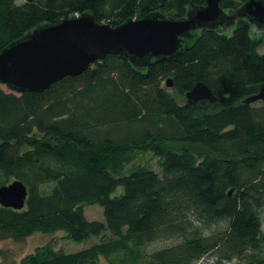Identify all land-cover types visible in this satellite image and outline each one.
I'll use <instances>...</instances> for the list:
<instances>
[{"label":"trees","instance_id":"obj_1","mask_svg":"<svg viewBox=\"0 0 264 264\" xmlns=\"http://www.w3.org/2000/svg\"><path fill=\"white\" fill-rule=\"evenodd\" d=\"M205 1L0 0V50L66 17L118 26L155 12L183 18ZM221 2L233 15L247 0ZM227 26L184 40L173 61L110 54L41 93L0 81V173L29 189L24 209L0 205V237L112 235L74 252L43 245L20 264H195L212 253L220 263L264 264V104L244 102L264 85V31L255 39L244 18ZM200 81L217 101H181ZM145 151L162 171L128 172ZM85 204H100L105 222L89 220Z\"/></svg>","mask_w":264,"mask_h":264},{"label":"water","instance_id":"obj_2","mask_svg":"<svg viewBox=\"0 0 264 264\" xmlns=\"http://www.w3.org/2000/svg\"><path fill=\"white\" fill-rule=\"evenodd\" d=\"M221 1L206 0L204 6L192 9L183 18L155 12L113 26L85 13L42 24L0 50V81L21 93H41L67 76L83 74L110 54L138 65L173 61L184 53V40L205 28L231 26L238 18L264 31V0H247L233 15L225 12ZM166 84L173 88L174 80L169 77ZM201 100L217 101L213 89L203 81L186 93V101L191 105ZM258 101L264 102V85L259 93L244 100L245 103ZM28 193L26 184L13 180L0 186V205L24 209Z\"/></svg>","mask_w":264,"mask_h":264},{"label":"rangeland","instance_id":"obj_3","mask_svg":"<svg viewBox=\"0 0 264 264\" xmlns=\"http://www.w3.org/2000/svg\"><path fill=\"white\" fill-rule=\"evenodd\" d=\"M28 0H18V3H25ZM228 29L224 32H231L234 29V25L227 27ZM252 33L253 37L255 39H258L260 36L259 30L256 26L252 27ZM259 52L264 53V43L260 47ZM181 101H186V96L180 98ZM187 102V101H186ZM257 105H263L264 102L258 101L256 103ZM197 152L205 153L206 149L203 147L196 148ZM130 161L127 164L126 168L128 172L134 170L137 167H149L156 172H161V159L160 157H156L151 152H135L130 157ZM12 178H7L3 176V174L0 173V186L2 183H10L12 182ZM85 214L87 218L91 221L97 220L101 222H105V213L103 210V207L100 204H94V205H84ZM226 226V222L215 224L213 226V229H223ZM66 232L59 231L51 234H44V233H35L33 235H30V237H27L23 240H17L13 237H0V264H20L22 261L21 259L25 256L31 254L32 252L36 251V248L41 247L43 245L47 244H54L55 248L57 250H64L66 252H74V251H80L84 250L85 248L94 245L95 243L101 242L104 238L110 239L112 238V235L107 231L105 233L104 237L100 236H94L89 239L84 240L83 242H76L71 241L68 237H66ZM174 239H168V240H161L160 242H156L153 245H150L148 247V251L152 248H160L161 246H167L171 245V243L175 242ZM103 260H105L103 258ZM195 264H241V262H238L236 260L229 262V261H223L220 263L216 257V255L209 254L205 256L202 260L196 262Z\"/></svg>","mask_w":264,"mask_h":264},{"label":"flooded vegetation","instance_id":"obj_4","mask_svg":"<svg viewBox=\"0 0 264 264\" xmlns=\"http://www.w3.org/2000/svg\"><path fill=\"white\" fill-rule=\"evenodd\" d=\"M233 25H234V24H233ZM233 25H232V26H233ZM227 27H230V26H227Z\"/></svg>","mask_w":264,"mask_h":264}]
</instances>
